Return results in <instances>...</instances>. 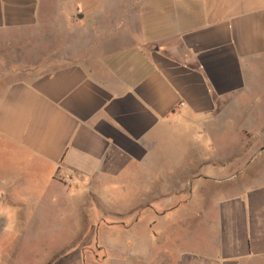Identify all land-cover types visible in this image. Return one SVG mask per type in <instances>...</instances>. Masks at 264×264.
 I'll return each mask as SVG.
<instances>
[{
    "label": "crops",
    "instance_id": "obj_1",
    "mask_svg": "<svg viewBox=\"0 0 264 264\" xmlns=\"http://www.w3.org/2000/svg\"><path fill=\"white\" fill-rule=\"evenodd\" d=\"M35 31L65 45L0 96V264L124 184L161 227L102 233L103 264H264V0H0L1 44ZM81 236L38 264H84Z\"/></svg>",
    "mask_w": 264,
    "mask_h": 264
},
{
    "label": "rangeland",
    "instance_id": "obj_2",
    "mask_svg": "<svg viewBox=\"0 0 264 264\" xmlns=\"http://www.w3.org/2000/svg\"><path fill=\"white\" fill-rule=\"evenodd\" d=\"M22 35L10 37L6 44L0 43V96L7 84L24 80L31 73L35 75L52 69L53 54L64 50L66 35L63 31L53 32V35L49 31H35ZM28 70L32 72L25 73ZM123 187L125 191L113 192L111 187L103 186L96 193L88 191L84 195L75 194L72 199L68 197L59 201L58 206L53 208V222L43 219L41 223V241H36V244L34 241H28L23 247L22 244L16 247L19 260L25 264H35L31 262V255H34L35 262L38 264L39 259L56 251L81 233L80 239L71 242L72 248L79 247L83 250L84 264H103L104 259H110L112 256L105 255L107 252L104 253L99 246L98 237L102 233L129 231L141 237L150 233L151 230H160L161 225L151 227L152 225L145 224L146 207L135 208L142 200L140 196L144 192V186L139 188L130 185L128 187L124 184ZM14 218L17 219V217ZM136 219L138 223H134ZM52 228L53 239L46 240L45 235ZM18 231V225L11 224L9 235H15ZM123 242L131 244L127 249L131 248L134 242L138 243V249H145L146 242L143 239L137 241L128 239ZM11 243L12 241L8 248L12 251ZM4 246H7V240L1 238L0 248ZM62 256L61 252L53 256V262L61 259ZM126 260L129 259L123 260L121 264H140L139 261L126 262Z\"/></svg>",
    "mask_w": 264,
    "mask_h": 264
}]
</instances>
